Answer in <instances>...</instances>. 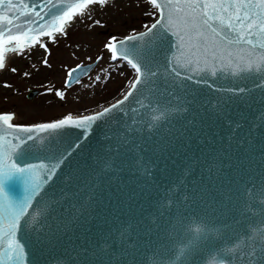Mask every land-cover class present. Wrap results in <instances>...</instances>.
Wrapping results in <instances>:
<instances>
[{
  "label": "water",
  "instance_id": "1",
  "mask_svg": "<svg viewBox=\"0 0 264 264\" xmlns=\"http://www.w3.org/2000/svg\"><path fill=\"white\" fill-rule=\"evenodd\" d=\"M136 48V58L156 73L139 89L143 104L114 110L91 134L76 128L34 133L30 162L50 164L55 160L45 157H55L62 166L34 197L27 224L21 221L26 260L3 264H264V66L196 83L184 80L183 70L180 76L171 71L179 53L164 30ZM86 66L93 71L96 64ZM156 99L187 110L144 107ZM133 108L142 110L140 130L129 134L127 148L140 145L146 174L137 152L121 147L116 155L109 146L117 141L104 139L137 117ZM25 179L14 174L4 184L14 202L26 194ZM86 179L92 185L50 214L45 192L75 193ZM72 203L80 215L69 224Z\"/></svg>",
  "mask_w": 264,
  "mask_h": 264
},
{
  "label": "snow or ice",
  "instance_id": "2",
  "mask_svg": "<svg viewBox=\"0 0 264 264\" xmlns=\"http://www.w3.org/2000/svg\"><path fill=\"white\" fill-rule=\"evenodd\" d=\"M140 3L145 5L144 15L152 18L154 22L143 24L140 30L132 29L121 36L120 20H102L94 15L97 6L100 11L107 12L118 8V0H36L34 5L29 0H0V72L7 69L16 56L27 59L31 50L37 46L44 50V56L39 63L45 68L51 67L47 59L50 51L48 41L54 44L58 38H66L69 29L79 21L91 36L97 39L101 35L106 36L102 43L95 46L101 49V54L94 60L99 71L92 76L90 67L78 64L68 71L64 88L68 89L76 84L80 85L77 89L80 92L96 86L102 87L112 78L114 71L118 70L121 76L126 71L129 73L127 83L120 90L122 99L109 103L108 106L97 104L96 108L102 109L99 111H90L85 107L77 115L68 113L55 121L31 124L16 123L14 112L0 113V264L5 260H26L24 238L18 235L21 221L27 224L24 218L30 215L34 197L42 185L53 180L62 166V161L55 157H45L55 160L50 164L30 162L29 156L33 157L31 149L37 138L34 133L39 130L40 134L52 135L61 133L66 128H76L82 133L91 134L90 129L109 117L114 110H121L130 101H135L137 105L143 104L137 95L139 89L156 73L136 58L139 55L136 42L144 41L154 32L164 30L172 38L179 53L176 58L178 67H173L171 71L180 76L183 70V79L196 83L207 84L210 77L215 78L218 75L238 76L246 72H259L264 66V0H137L136 6ZM113 28L116 32L110 30ZM105 29L109 31L105 33ZM253 57H258L259 63H253ZM86 59L93 61L92 56H86ZM32 68L39 71L36 64ZM10 71L15 73L18 69L11 67ZM30 75L29 71L23 72L24 77ZM85 76L88 83L81 78ZM195 77L200 79L194 80ZM52 91L51 88L47 90L48 93ZM66 95V91H55L59 101H64ZM77 99L83 98L78 96ZM144 107L149 110L158 107L161 112L187 110L177 109L171 105V101L160 99L150 100ZM131 111L137 113V117L126 123L122 130L106 133L104 139L117 141L114 146H109V151L116 155L120 154L121 147L137 152L136 164L146 174L148 169L143 164V156L139 154L140 145L127 148L132 143L129 134L140 130L136 127V122L142 113L139 108ZM5 132L10 134L6 136ZM20 133L25 135L21 136ZM21 159L28 162L21 164ZM109 167L111 164L106 163L105 168ZM14 174H21L26 178V194L18 203L4 189L5 182ZM89 185H92V179H86L84 186L75 193L61 191L59 195H51L45 192L44 197L51 196V199L44 201L50 214L63 211L64 201L78 196ZM90 199L91 194L85 197V202ZM68 207L76 209L75 215L68 221L71 224L79 217L80 211L75 203Z\"/></svg>",
  "mask_w": 264,
  "mask_h": 264
},
{
  "label": "rangeland",
  "instance_id": "3",
  "mask_svg": "<svg viewBox=\"0 0 264 264\" xmlns=\"http://www.w3.org/2000/svg\"><path fill=\"white\" fill-rule=\"evenodd\" d=\"M118 3L120 6L109 12L100 11L97 6L94 15L102 20H120L119 34L121 36L132 29L140 30L143 24L154 22L152 18L144 15L143 3L139 6H136L137 0H118ZM110 30L116 32L114 28ZM107 31L109 29L104 30L105 33ZM105 38V35H101L99 39L91 36L84 25L77 21L74 27L69 29L66 38H58L54 44L48 41L50 51L47 59L51 67L45 68L42 63H39L44 56V50L39 46L31 50L27 59L16 56L9 63V67L0 72V113L14 112L16 123L31 124L55 121L68 113L77 115L85 107H88L90 111H99L102 109L96 108L97 104L108 106L109 103H115L116 100L121 99L120 90L128 81V71L123 76L119 75L118 70L114 71L112 78L102 87L96 86L80 92H77L80 85L64 88L68 71L81 63L85 66L93 64L95 57L101 54V49L95 46L102 43ZM86 56H92L93 61L86 59ZM33 64L39 68L38 72L32 68ZM11 67H17L18 71L12 73ZM25 71L31 72V75L24 77ZM98 71L96 65L90 75L95 76ZM83 80L85 83L89 82L87 77ZM5 85H11V87H5ZM49 88L53 89L51 93L47 92ZM56 90L66 91L64 101L56 98ZM31 91L37 94L29 100ZM78 96L83 99H77Z\"/></svg>",
  "mask_w": 264,
  "mask_h": 264
}]
</instances>
